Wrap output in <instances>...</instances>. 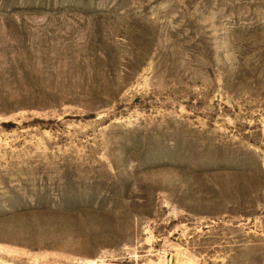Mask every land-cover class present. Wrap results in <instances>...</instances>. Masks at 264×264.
Instances as JSON below:
<instances>
[{
    "label": "rangeland",
    "instance_id": "obj_1",
    "mask_svg": "<svg viewBox=\"0 0 264 264\" xmlns=\"http://www.w3.org/2000/svg\"><path fill=\"white\" fill-rule=\"evenodd\" d=\"M264 264V0H0V264Z\"/></svg>",
    "mask_w": 264,
    "mask_h": 264
},
{
    "label": "crops",
    "instance_id": "obj_2",
    "mask_svg": "<svg viewBox=\"0 0 264 264\" xmlns=\"http://www.w3.org/2000/svg\"><path fill=\"white\" fill-rule=\"evenodd\" d=\"M107 264H135L132 262H112V263H107ZM161 264H180V262L177 259H170V258H166L165 260L162 261Z\"/></svg>",
    "mask_w": 264,
    "mask_h": 264
}]
</instances>
